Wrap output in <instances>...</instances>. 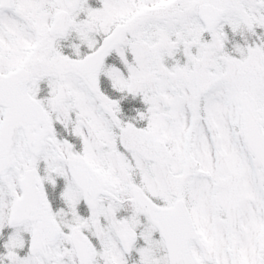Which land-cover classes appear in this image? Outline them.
<instances>
[{"label":"snow or ice","instance_id":"6c2138e0","mask_svg":"<svg viewBox=\"0 0 264 264\" xmlns=\"http://www.w3.org/2000/svg\"><path fill=\"white\" fill-rule=\"evenodd\" d=\"M0 264H264V0H0Z\"/></svg>","mask_w":264,"mask_h":264}]
</instances>
